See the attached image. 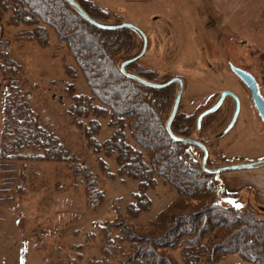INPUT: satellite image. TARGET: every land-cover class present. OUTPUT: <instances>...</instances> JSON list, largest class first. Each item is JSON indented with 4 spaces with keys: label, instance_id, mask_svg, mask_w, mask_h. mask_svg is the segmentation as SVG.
Here are the masks:
<instances>
[{
    "label": "rangeland",
    "instance_id": "374dc122",
    "mask_svg": "<svg viewBox=\"0 0 264 264\" xmlns=\"http://www.w3.org/2000/svg\"><path fill=\"white\" fill-rule=\"evenodd\" d=\"M90 1L110 13V24L132 23L144 31L148 48L139 69L150 71L151 77L161 83L174 77L183 80L177 115L180 120L198 118L215 106L225 92L235 95L237 100L225 99L215 122L203 133L196 127L190 130L196 140L220 136L218 148L210 146L214 165L264 161V124L249 90L231 71V66H235L250 72L264 97V0ZM10 16L11 13L2 19L0 39L7 43L12 58L23 70L12 80L3 77L0 71V152L6 144L4 107L12 81L41 125L91 171L104 200L95 207L89 204L85 184L74 175L76 163L44 162L36 159L41 153L34 151L27 152L32 155L27 160L0 159V264H123L130 253L129 243L120 229L111 230L112 242L107 243L104 228L124 223L139 235L153 238L151 223L177 199V191L159 179L157 187L148 193L150 210L137 219L127 215L137 182L115 176L118 170L115 158L97 155L87 145L80 124H87L88 120L69 114L72 98L68 87L75 85L79 94H89V89L68 47L51 28L47 48L21 40L19 35L26 28L8 26ZM102 32L97 34L100 43L110 37ZM69 67L75 69L76 77L68 73ZM168 88L167 101L155 93L151 101L158 110L163 108L165 123L178 85ZM99 121L101 130L97 139L103 143L110 139L113 130L107 126V120ZM127 137L137 147L129 132ZM195 151L192 149V154ZM100 161L109 166L113 177L102 170ZM231 172L241 171L225 173ZM213 189L219 197L215 202L220 206L234 205L264 219V211L246 190L236 198H228L224 185L216 184ZM203 199L190 200L184 212L211 205L215 200ZM162 254L184 264L179 250ZM239 262L237 254L225 257L219 264Z\"/></svg>",
    "mask_w": 264,
    "mask_h": 264
},
{
    "label": "trees",
    "instance_id": "16d2710c",
    "mask_svg": "<svg viewBox=\"0 0 264 264\" xmlns=\"http://www.w3.org/2000/svg\"><path fill=\"white\" fill-rule=\"evenodd\" d=\"M76 1L93 19L110 24V13L90 0ZM9 13L8 26L26 28L19 35L21 40L47 48L51 28L59 41L68 47L89 89V94H79L75 85L68 87L72 98L69 114L88 120L87 124H80L87 145L97 155L115 158L118 165L115 176L137 182L134 201L128 205L127 215L137 219L150 210L152 203L148 193L157 187L159 179L177 191V199L151 223L153 238L139 235L124 223H113L104 228L107 243L112 242V229H120L125 242L129 243L130 253L123 264H178L162 254L178 250L184 264H219L225 257L237 254L241 262L236 264H264V219L234 205L223 207L215 202L219 197L213 188L216 184L223 186L222 176L216 179V175L203 170L204 153L200 149L170 137L167 122L162 117L163 108L158 110L155 104H151L154 93L161 94L159 97L167 101L169 88L152 90L121 72L122 63L137 56L142 49L138 33L128 29L104 31L110 37L100 43L97 34L102 30L87 23L65 0H0V34L3 32L2 19ZM138 67L140 60L128 66L127 71L161 83L151 77L150 71ZM22 70V66L12 58L7 43L0 39L2 76L16 79ZM67 71L73 78L77 76L75 69L69 67ZM20 96L11 81L4 107L6 144L1 148L0 159L27 160L32 158L27 152L34 151L41 153L36 159L44 162L76 163L74 175L85 184L89 204L94 207L100 205L104 200L103 193L97 188L91 171L78 163L61 140L41 125L34 110ZM222 109L219 107L210 112L201 123L199 118L203 114L182 120L176 117L173 132L178 137L193 139L190 130L196 127L203 133L213 125ZM100 119L107 120V126L113 130L110 139L103 143L97 139L101 130ZM128 132L138 148L128 142ZM219 138L197 139L210 152L209 168L222 166L214 165L210 147L214 144V149H217ZM192 149L196 150L193 154ZM100 164L102 170L113 177L109 166L104 161ZM225 195L236 198L239 193ZM203 197L215 200L211 205L184 212L186 203L190 200L204 201Z\"/></svg>",
    "mask_w": 264,
    "mask_h": 264
},
{
    "label": "water",
    "instance_id": "95a60500",
    "mask_svg": "<svg viewBox=\"0 0 264 264\" xmlns=\"http://www.w3.org/2000/svg\"><path fill=\"white\" fill-rule=\"evenodd\" d=\"M65 1L68 4H70L72 7H74L78 11V13L81 15V17L87 23H89L90 25H92L95 28H98V29L104 30V31H118V30L128 29V30H133L139 34V36L142 39V49L137 56H135L132 59H129V60L122 63L121 72L126 77L131 78V79L135 80L136 82L140 83L141 85H143L149 89H152V90H163V89H166V88L172 86L173 84H178V90L176 93V97L174 100V104H173L171 114H170L168 121L166 123V129H167V132L169 133V135L172 139L186 143V144L191 145V146H194V147L200 149L204 153V157H203V161H202V167L206 173L216 175V178L218 179L219 176L225 172L246 171V170H253V169L264 167V161H256L253 163L228 165V166H221L218 168H209L208 167V160H209L210 154H209V150H208L207 146L203 142L196 140V139L178 137L177 135H175V133L173 132V129H172L173 123L177 117L178 110H179V107H180V104L182 101V97H183V86H184L183 80L180 77H174L165 83H155V82L146 80V79H144L138 75L132 74L129 71H127L128 66H130V65L134 64L135 62L141 60L147 52L148 39H147V36L144 33V31L142 29H140L139 27L135 26L134 24L127 23V22L119 23V24H104V23L98 22L95 19H93L76 0H65ZM231 71L233 72L234 75H236L242 81V83L249 90L254 108H255L259 118L261 119L262 123L264 124V97L260 92V87H259V84H258L256 78L247 70H244V69L239 68V67L231 66ZM229 96L236 98L235 95H233L230 92L223 93L221 96V99L217 103V105H215L209 111L205 112L199 118V123H201V120L203 119L204 116H206L210 112L217 110L222 105L224 99L229 97ZM220 192H224V190H220Z\"/></svg>",
    "mask_w": 264,
    "mask_h": 264
},
{
    "label": "crops",
    "instance_id": "0c3cea01",
    "mask_svg": "<svg viewBox=\"0 0 264 264\" xmlns=\"http://www.w3.org/2000/svg\"><path fill=\"white\" fill-rule=\"evenodd\" d=\"M225 191L251 193L257 205L264 211V167L253 170L224 173L221 177Z\"/></svg>",
    "mask_w": 264,
    "mask_h": 264
},
{
    "label": "flooded vegetation",
    "instance_id": "af4514ba",
    "mask_svg": "<svg viewBox=\"0 0 264 264\" xmlns=\"http://www.w3.org/2000/svg\"><path fill=\"white\" fill-rule=\"evenodd\" d=\"M231 98L234 99L233 97H231ZM225 99H226V98H225ZM225 99H224V101H225ZM219 101H220V100H219ZM224 101H223V103H222V105H221L220 107H223V105H224V103H225ZM216 105H217V103H216ZM256 113H257V112H256Z\"/></svg>",
    "mask_w": 264,
    "mask_h": 264
},
{
    "label": "snow or ice",
    "instance_id": "6c2138e0",
    "mask_svg": "<svg viewBox=\"0 0 264 264\" xmlns=\"http://www.w3.org/2000/svg\"><path fill=\"white\" fill-rule=\"evenodd\" d=\"M237 207H239V205H237Z\"/></svg>",
    "mask_w": 264,
    "mask_h": 264
}]
</instances>
